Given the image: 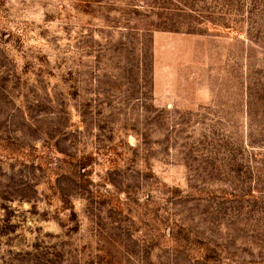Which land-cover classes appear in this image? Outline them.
<instances>
[{"label":"rangeland","instance_id":"374dc122","mask_svg":"<svg viewBox=\"0 0 264 264\" xmlns=\"http://www.w3.org/2000/svg\"><path fill=\"white\" fill-rule=\"evenodd\" d=\"M0 264H264V0H0Z\"/></svg>","mask_w":264,"mask_h":264}]
</instances>
